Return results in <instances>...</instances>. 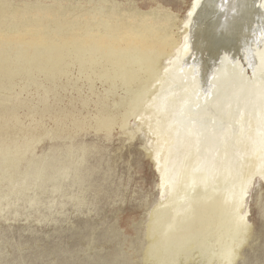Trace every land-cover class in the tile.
Wrapping results in <instances>:
<instances>
[{"label": "bare ground", "instance_id": "6f19581e", "mask_svg": "<svg viewBox=\"0 0 264 264\" xmlns=\"http://www.w3.org/2000/svg\"><path fill=\"white\" fill-rule=\"evenodd\" d=\"M107 2L0 0V167L18 169L44 134L137 121L159 192L142 263L234 264L252 229L248 189L264 177V0H191L171 20L176 38L167 17ZM99 149L72 170L89 172Z\"/></svg>", "mask_w": 264, "mask_h": 264}, {"label": "rangeland", "instance_id": "374dc122", "mask_svg": "<svg viewBox=\"0 0 264 264\" xmlns=\"http://www.w3.org/2000/svg\"><path fill=\"white\" fill-rule=\"evenodd\" d=\"M190 1L108 0L107 5L167 17L165 27L176 38L179 26L171 20H181ZM18 96L16 123L26 128L28 95ZM126 132L73 138L47 133L18 169L6 174L0 167V264H143L149 210L159 192L145 150L151 138L137 121ZM88 145L100 148L102 160L89 157V172L72 170L75 156ZM248 191L252 229L234 264H264V177L254 175Z\"/></svg>", "mask_w": 264, "mask_h": 264}, {"label": "snow or ice", "instance_id": "6c2138e0", "mask_svg": "<svg viewBox=\"0 0 264 264\" xmlns=\"http://www.w3.org/2000/svg\"><path fill=\"white\" fill-rule=\"evenodd\" d=\"M252 213H250L249 218H251ZM260 224L262 229H264V220H260Z\"/></svg>", "mask_w": 264, "mask_h": 264}]
</instances>
